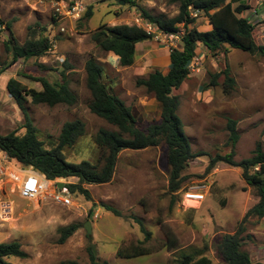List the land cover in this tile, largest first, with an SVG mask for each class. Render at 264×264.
<instances>
[{
  "label": "rangeland",
  "instance_id": "rangeland-1",
  "mask_svg": "<svg viewBox=\"0 0 264 264\" xmlns=\"http://www.w3.org/2000/svg\"><path fill=\"white\" fill-rule=\"evenodd\" d=\"M67 1L82 3L81 18L55 21L54 11L46 0H0V19L11 27L8 31L0 26V135L15 132L22 136L25 112L37 129L43 148L49 150L56 146L65 123L80 121L84 135L65 148L63 156L69 163L86 161L100 168L103 161L93 138L99 130L117 129L89 110L92 100L86 87V61L93 58L102 64L103 83L110 94L130 108L136 126L145 132L149 126L160 123V107L153 95L137 82L153 71L166 73L169 51L163 43L152 39L136 46L133 65L122 68L114 55L95 46L91 35L101 26L134 25L146 29L147 22L141 19L138 9L154 17L171 19L178 14V7L168 0H135L136 7L119 5L116 0ZM89 7L92 17L87 20L83 17ZM256 9L260 14V7ZM206 22L199 15L196 29L204 32ZM257 32L254 38L264 47V39L259 40ZM9 33L20 45L46 37L52 44L51 50L43 57L12 64L11 54L4 49ZM201 61L199 72L190 73L172 94L178 97L177 115L191 151L198 155L182 172L180 190L203 189V202L197 204L190 196L183 200L180 191L175 196L169 194L166 149L162 143L144 150L122 151L111 182L84 186L88 197L78 194L72 207H60L50 201L27 202L19 196L14 184L6 182L0 186V243L17 241L27 255L25 259L9 257L7 262L90 264L87 248L92 247L98 261L107 264H179L181 256L202 254L207 245L205 256L212 264H220L213 249L217 239L235 231L242 212L258 202V192L246 185L238 168L218 163L208 174L205 170L216 155L232 153L233 160L240 162L251 158L257 148L264 149V58L229 49L215 56L204 54ZM225 69L235 81L227 94L222 88L223 75L216 79L215 85L211 83L212 77ZM26 76L45 78L51 84L64 82L75 96V104L48 107L34 105L27 98L23 112L8 94L6 85L9 79H15L26 89L41 90L39 83ZM228 120L236 121L235 145L230 142ZM1 156L0 152V159ZM65 181L77 183L76 178ZM2 205L6 221L1 219ZM137 221L150 233L145 247L157 252L117 258L118 249L143 241ZM87 222L89 231L84 227ZM70 225H77V230L63 244H58L60 230ZM245 229L242 249L253 262L264 264V218L250 217ZM167 232L176 241L170 250L165 246Z\"/></svg>",
  "mask_w": 264,
  "mask_h": 264
},
{
  "label": "trees",
  "instance_id": "trees-1",
  "mask_svg": "<svg viewBox=\"0 0 264 264\" xmlns=\"http://www.w3.org/2000/svg\"><path fill=\"white\" fill-rule=\"evenodd\" d=\"M241 0L237 7H233V1L226 0H168L170 4L177 5L178 14L171 18L154 17L149 12L138 9L141 19L151 24L162 33H176L180 27L183 36L179 48L172 49L168 54V69L166 73L153 71L137 85L145 87L146 91L153 95L155 102L160 107V123L151 125L144 132L136 126L135 118L129 107L117 97L110 94L108 88L102 81L103 66L95 59L90 58L85 64L86 87L91 95L90 112L96 117L104 120L117 129L114 131L99 130L93 141L100 149V157L103 164L98 168L89 162L83 161L77 164L69 163L63 156V150L69 148L84 135V125L80 121L67 122L63 125L55 147L46 150L43 143L37 138V129L24 112L23 103L30 99L34 105L73 106L76 102L75 96L69 91L67 85L51 84L45 78L27 77L40 84L41 90L26 89L17 80L9 79L6 89L10 97L24 112L22 136L15 132L0 135V152L4 153L15 167L21 169L32 168L36 173L44 175L48 180L56 178H76V184H68L70 194L76 198L78 194L88 197L84 186L103 185L111 182L118 155L122 151H138L150 147H157L161 143L165 146V161L168 167V192L172 196L185 190H180L184 178L181 176L188 162L198 155L193 154L190 144L183 130V124L177 115L179 106L178 97L173 95V90L188 79L190 72L188 65L195 56L199 46H203L212 56L223 53L229 49L239 50L249 55H259L264 58V47L254 38L258 26L252 24L247 17L240 14L248 9ZM119 5L136 7L135 0H116ZM197 11L207 19L211 29L206 32L198 31L192 25L196 18L191 12ZM92 17L91 7L84 14V19ZM263 24V25H262ZM264 26V22L261 23ZM0 26L10 30V24L0 19ZM152 35L143 28L128 25H116L113 27H99L92 35L91 40L95 46L104 53H110L118 59V65L127 68L133 65L135 60V47L138 44L152 40ZM51 42L48 38L27 40L22 45L18 44L11 33L4 43L5 52L11 54L12 64L19 60L28 61L31 58L45 56L51 50ZM223 75L222 88L225 93L232 90L235 81L229 76L228 70L212 77V85L216 79ZM236 121L228 120L227 129L230 133V142L235 145L238 136L235 132ZM218 163L241 170V177L247 186L257 189L258 202L249 208L241 221L237 224L233 234H222L216 241L213 249L220 264H261L253 262L247 251L243 250L245 223L250 218H264V149L257 148L254 155L240 162L233 160V154L224 156L216 155L210 159L205 170L208 174ZM114 214H118L113 209ZM93 209L89 211L90 217ZM142 234V242L131 244L116 251L117 258H136L149 256L156 250L145 247L150 239L141 221H137ZM77 225H70L60 230L58 244H63L76 230ZM168 250L175 246V239L167 232ZM246 238H250L249 236ZM91 246V245H90ZM207 245L198 255H183L179 264H212L205 256L208 251ZM90 264H107L99 262L92 247L87 248ZM25 259L26 253L22 251L17 241L0 243V264H11L7 258ZM62 264H76L75 262H64Z\"/></svg>",
  "mask_w": 264,
  "mask_h": 264
},
{
  "label": "built area",
  "instance_id": "built-area-1",
  "mask_svg": "<svg viewBox=\"0 0 264 264\" xmlns=\"http://www.w3.org/2000/svg\"><path fill=\"white\" fill-rule=\"evenodd\" d=\"M51 5V8L54 11V19L55 21H64L65 19L77 20L81 18V14L83 12V5L81 2L73 1V3H69L67 0H46ZM200 14L197 11L191 12V16L193 18L198 17ZM146 29H144L147 33L152 35V39L156 42L163 43L165 47L170 52L172 49L179 48V43L181 41V37L183 36V30L180 27L179 31L176 33H162L155 29L149 23H146ZM61 32H64L65 29L61 27ZM201 58L197 55L193 56L191 59L188 69L190 73L199 72L201 65ZM12 171L17 172L20 175H13ZM0 177H5L6 180H0L1 186L6 184H14L19 196L28 201V202H44L50 201L54 205H58L60 207H72L75 203L74 198L70 194L68 188L66 187L68 184L63 178H56L54 180H48L44 175H40L36 173L32 168H28L26 170L15 167L10 163L7 156L2 153L0 159ZM58 184H62L61 188H58ZM203 189H195L189 188L183 192L184 198L185 196H190L195 198V202L200 204L204 200V196L202 194Z\"/></svg>",
  "mask_w": 264,
  "mask_h": 264
},
{
  "label": "crops",
  "instance_id": "crops-1",
  "mask_svg": "<svg viewBox=\"0 0 264 264\" xmlns=\"http://www.w3.org/2000/svg\"><path fill=\"white\" fill-rule=\"evenodd\" d=\"M230 1H233L234 0H226V2H230ZM241 3H243L245 6L248 7L247 10H245L243 13L240 14L241 17H247L248 20L253 23L254 25H257L258 26V39L261 40V39H264V32L262 31L264 29V26L261 25L262 22H264V0H241L240 1ZM239 5L238 2H236L235 0V3H232V6L235 8ZM260 7V14L257 13V9L256 8H259ZM196 23H194L192 25V27L194 28H197L195 27ZM197 26V25H196ZM206 26L207 27H203L204 29V32L206 31H209L211 29L210 25L208 22H206ZM260 42V41H259ZM140 44L136 45V46H139ZM199 51V52H198ZM198 52V53H197ZM207 50L203 47V46H199L197 48V51L195 53V55H197L198 57H200L201 59L204 57V54H207ZM116 58V57H115ZM117 62H118V59L116 58ZM169 65H167V69H168ZM5 184V182H4ZM1 186V184H0ZM28 202V201H27ZM8 204V203H7ZM4 207V205L1 206V212L3 211L2 208ZM246 210H244L242 212V217L241 219L243 218L244 214H245ZM9 213V211H8ZM7 213V214H8ZM1 219L3 221H6L8 218L7 216L4 214V212H2V215H1ZM6 219V220H4ZM240 219V221H241ZM234 233V232H233ZM231 233V234H233ZM251 234V233H250Z\"/></svg>",
  "mask_w": 264,
  "mask_h": 264
},
{
  "label": "water",
  "instance_id": "water-1",
  "mask_svg": "<svg viewBox=\"0 0 264 264\" xmlns=\"http://www.w3.org/2000/svg\"><path fill=\"white\" fill-rule=\"evenodd\" d=\"M61 187H62V184H58V188H61ZM84 227H85L86 231H89V223L88 222L85 223Z\"/></svg>",
  "mask_w": 264,
  "mask_h": 264
}]
</instances>
